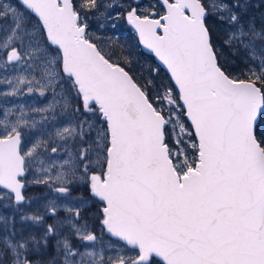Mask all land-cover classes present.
<instances>
[{
    "label": "snow or ice",
    "instance_id": "snow-or-ice-1",
    "mask_svg": "<svg viewBox=\"0 0 264 264\" xmlns=\"http://www.w3.org/2000/svg\"><path fill=\"white\" fill-rule=\"evenodd\" d=\"M251 7L0 0V97L51 95L0 107V208L15 210L0 215V264H264V23ZM92 18L134 29L158 61L146 83L93 42Z\"/></svg>",
    "mask_w": 264,
    "mask_h": 264
},
{
    "label": "rangeland",
    "instance_id": "rangeland-1",
    "mask_svg": "<svg viewBox=\"0 0 264 264\" xmlns=\"http://www.w3.org/2000/svg\"><path fill=\"white\" fill-rule=\"evenodd\" d=\"M251 4V0H250ZM254 7H256V3L253 4ZM120 9H116L112 11V14L115 15V12ZM257 17L253 16V12L249 11L248 19H256ZM264 18V17H263ZM264 23V19L260 20V24ZM90 28L89 32L91 34V38L94 43H96L102 51L107 55L110 56L111 61L113 63H116V60H120L121 62H125L127 67L125 68L126 71H129V73L135 77L141 84H144L147 82V80L150 78V74L148 72V69L151 67L149 58L142 54L138 48V44L136 41L135 35L131 32V30L126 26L125 21L121 20L117 22V26L113 28L111 26V22L104 21L103 18L100 20H97L96 18H92L89 21ZM101 24H104L103 27H101ZM208 25L210 28H212L213 32L215 33V41L220 39H223V33L224 29L217 25L214 22V19L210 18L208 20ZM259 25V24H257ZM221 32V35H217ZM221 45V41H220ZM219 46V45H218ZM221 58L225 60L226 68L228 69V66L234 63L232 61L226 60V57L232 58V56L236 57V53H234L232 50L228 48H223V51L220 53ZM146 56L148 59H145ZM241 60V58H240ZM156 66V65H155ZM241 66H238L236 68L231 67L230 70H237L239 71ZM158 79V78H157ZM51 99V95L49 94L47 98L40 96L39 94H32L29 95L25 92V94L17 95L14 97H0V107H11L14 109H18L21 105L24 106L25 111H30L33 107H42L45 104L48 103V100ZM89 119H93L92 117H89ZM99 121H97V126H99ZM106 127V125H104ZM25 138L29 136V130H24ZM95 135V133H94ZM38 188L39 192L34 193V191ZM84 193L85 196H87V192L84 189L80 190ZM45 189L42 187H30L26 191V195L33 198H39L42 195H44ZM39 204L34 202L31 207L36 208ZM27 207V206H26ZM97 206H92L88 209L87 214L91 215L93 212L96 211ZM14 208H0V215L3 216H12L14 213ZM17 220V228L21 227H27V225H21L19 221V215H16ZM98 225V222H97ZM97 234L99 235V227L97 226ZM105 242L107 243V237L104 238ZM46 256H41L39 259L37 257L35 259L37 260H44L47 261L51 259L52 255L54 254L52 250H49L45 253Z\"/></svg>",
    "mask_w": 264,
    "mask_h": 264
},
{
    "label": "trees",
    "instance_id": "trees-1",
    "mask_svg": "<svg viewBox=\"0 0 264 264\" xmlns=\"http://www.w3.org/2000/svg\"><path fill=\"white\" fill-rule=\"evenodd\" d=\"M251 6L253 7V2H252V0H251ZM218 36L219 35H221V32L219 33V34H217ZM213 37H214V41H215V33L213 32ZM220 41H221V45L223 44V39H220ZM145 57V59H148L149 61H150V64H151V67H156L155 66V64H154V61L152 60V58H150V57H146V56H144ZM229 60V61H232L234 64L233 65H229L228 66V69L230 70L231 69V67H233V68H236V67H238V66H241V60H240V57L238 56V55H236V57H234V56H232V58H229V57H226V60ZM220 61H221V63L226 67V64H225V60H223V58H221V54H220ZM116 63H119L120 64V66H123V67H127V65L125 64V62L123 63V62H121L120 60H116L115 61ZM241 68V67H240ZM234 71H238V69L237 70H234ZM162 74H163V71H162ZM37 192H39V190H38V188L34 191V193H37ZM41 256H39V258H40Z\"/></svg>",
    "mask_w": 264,
    "mask_h": 264
},
{
    "label": "flooded vegetation",
    "instance_id": "flooded-vegetation-1",
    "mask_svg": "<svg viewBox=\"0 0 264 264\" xmlns=\"http://www.w3.org/2000/svg\"><path fill=\"white\" fill-rule=\"evenodd\" d=\"M252 2L253 4L256 3V7H251V11L253 12V16L257 17L255 19L256 23L260 24V20L264 19V0H252ZM42 256H46V254L44 253Z\"/></svg>",
    "mask_w": 264,
    "mask_h": 264
},
{
    "label": "water",
    "instance_id": "water-1",
    "mask_svg": "<svg viewBox=\"0 0 264 264\" xmlns=\"http://www.w3.org/2000/svg\"><path fill=\"white\" fill-rule=\"evenodd\" d=\"M125 24H126V26L131 30V32L136 36V38H137V43H138V46H139L140 50H141L144 54L151 56V57L153 58L154 62L156 63V65H157V64H158V61H156L155 56H154L152 53H150L147 49H145V48L143 47V45L140 44V42H139V37H138V35L135 33L134 29H133L130 25H128L126 21H125Z\"/></svg>",
    "mask_w": 264,
    "mask_h": 264
},
{
    "label": "bare ground",
    "instance_id": "bare-ground-1",
    "mask_svg": "<svg viewBox=\"0 0 264 264\" xmlns=\"http://www.w3.org/2000/svg\"><path fill=\"white\" fill-rule=\"evenodd\" d=\"M121 67H123V66H121ZM124 68H126V67H124ZM39 93H36V95H38Z\"/></svg>",
    "mask_w": 264,
    "mask_h": 264
}]
</instances>
